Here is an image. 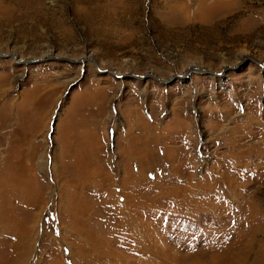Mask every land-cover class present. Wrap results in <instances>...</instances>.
Here are the masks:
<instances>
[{"label": "rangeland", "instance_id": "374dc122", "mask_svg": "<svg viewBox=\"0 0 264 264\" xmlns=\"http://www.w3.org/2000/svg\"><path fill=\"white\" fill-rule=\"evenodd\" d=\"M0 264H264V0H0Z\"/></svg>", "mask_w": 264, "mask_h": 264}, {"label": "water", "instance_id": "95a60500", "mask_svg": "<svg viewBox=\"0 0 264 264\" xmlns=\"http://www.w3.org/2000/svg\"><path fill=\"white\" fill-rule=\"evenodd\" d=\"M55 121H53V123H54Z\"/></svg>", "mask_w": 264, "mask_h": 264}]
</instances>
